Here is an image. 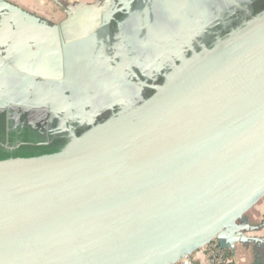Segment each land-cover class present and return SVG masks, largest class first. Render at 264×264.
I'll list each match as a JSON object with an SVG mask.
<instances>
[{"label":"water","instance_id":"95a60500","mask_svg":"<svg viewBox=\"0 0 264 264\" xmlns=\"http://www.w3.org/2000/svg\"><path fill=\"white\" fill-rule=\"evenodd\" d=\"M263 196L264 13L64 150L0 161V264H174Z\"/></svg>","mask_w":264,"mask_h":264},{"label":"flooded vegetation","instance_id":"af4514ba","mask_svg":"<svg viewBox=\"0 0 264 264\" xmlns=\"http://www.w3.org/2000/svg\"><path fill=\"white\" fill-rule=\"evenodd\" d=\"M0 150H64L264 13V0H1ZM44 153L43 155H41ZM22 158V157H16Z\"/></svg>","mask_w":264,"mask_h":264},{"label":"crops","instance_id":"0c3cea01","mask_svg":"<svg viewBox=\"0 0 264 264\" xmlns=\"http://www.w3.org/2000/svg\"><path fill=\"white\" fill-rule=\"evenodd\" d=\"M31 11H42L46 0H7ZM233 234L222 232L216 241L230 253L232 264H264V196L234 223ZM188 258L193 264H208L202 249L194 250Z\"/></svg>","mask_w":264,"mask_h":264},{"label":"built area","instance_id":"2783aa9c","mask_svg":"<svg viewBox=\"0 0 264 264\" xmlns=\"http://www.w3.org/2000/svg\"><path fill=\"white\" fill-rule=\"evenodd\" d=\"M208 264H230L231 260L227 259L224 250L216 241H211L201 248ZM174 264H193L189 258H183Z\"/></svg>","mask_w":264,"mask_h":264},{"label":"trees","instance_id":"16d2710c","mask_svg":"<svg viewBox=\"0 0 264 264\" xmlns=\"http://www.w3.org/2000/svg\"><path fill=\"white\" fill-rule=\"evenodd\" d=\"M43 154L44 153H42L41 155H43ZM38 156H40V154L35 153V152H30L29 154H26V155L17 153V154H15V156L13 158H16V157L32 158V157H38ZM6 159H8V156L5 155L4 152H2L0 150V161L6 160ZM224 254H225L227 259H230V253L228 251L224 250ZM230 264H232V263H230Z\"/></svg>","mask_w":264,"mask_h":264},{"label":"rangeland","instance_id":"374dc122","mask_svg":"<svg viewBox=\"0 0 264 264\" xmlns=\"http://www.w3.org/2000/svg\"><path fill=\"white\" fill-rule=\"evenodd\" d=\"M50 8H53V6L50 5V4L48 3V1L46 0V8H45V9H50Z\"/></svg>","mask_w":264,"mask_h":264}]
</instances>
